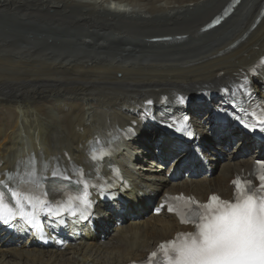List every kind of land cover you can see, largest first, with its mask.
<instances>
[{"label": "bare ground", "instance_id": "1", "mask_svg": "<svg viewBox=\"0 0 264 264\" xmlns=\"http://www.w3.org/2000/svg\"><path fill=\"white\" fill-rule=\"evenodd\" d=\"M22 1L24 7L21 9H18L19 0H0V6L17 8L6 9L7 12L22 11L27 16L42 17L47 16L49 10L55 11L54 16L72 9L67 13H74L76 16H73L83 24L96 25L95 30L104 25L98 16L106 12L113 19L109 27H119L104 29L107 34L117 30L124 38L134 31L139 32L145 51L139 55L143 48L130 50L139 55L136 61L144 62L131 64L115 57L107 59L108 56L103 59L105 52L95 53L87 47L80 50L69 38H65L67 44L86 53L85 58L61 60L55 58V54H65L64 51L46 53L18 46L13 39H0V179L14 177L29 165L44 175L58 171L69 176L75 164L92 168L87 156L94 142H103L108 133H116L118 128L123 129L137 121V137L122 143L117 156L125 176L131 181L132 190L128 196L133 203L129 206L128 216L120 215L123 208L116 204L104 212L105 216L97 223L100 234L105 237L104 243L100 235L87 234L75 243L71 242L64 251L46 250L37 245V238L29 233H1L2 241L16 240L20 246L1 254L0 264H14L7 263L8 254H12L15 264H87L96 258L100 264H128L141 259L158 243L182 230L174 218L164 214L156 217L148 211L153 205L157 206L163 192L183 191L206 199L211 193L229 191L228 183L233 174L248 167L254 159L257 151L254 145L242 148L239 137L228 135L226 131L219 132L222 126L218 125L214 115L217 106L224 105L220 99L188 107V111L193 112L192 121L197 132H202L203 136L198 146L180 144L186 152L178 142L173 144L170 138L161 136L157 125L148 122L164 111L158 104L163 95L169 96L168 106L174 109L184 108L187 98L193 99L196 92L210 87L249 86L264 97V73L255 79L248 72L264 56V0H221L217 4V0H75L77 5L74 7L73 0H41L43 8L37 0ZM54 2L66 6L56 10L50 7ZM191 4L192 9L189 8ZM47 7L49 10H45ZM75 7H84L86 12L78 13ZM65 16L72 18L71 14ZM217 18H222L218 26L205 29ZM78 22L63 20L67 26L79 25ZM127 22L129 24L124 27ZM142 30L144 36L140 33ZM107 34L99 37L88 29L78 37L93 46L104 47L106 51L107 46L118 42L112 40V34ZM186 35L193 36L183 37ZM225 37L226 40L213 45V49L200 57L145 61V55L164 59L180 56L184 49V52L195 50L193 39L220 42ZM46 39L51 41L53 37ZM177 40L172 47L163 45ZM128 48L120 45L117 53L106 52L127 58ZM219 73L223 76L219 77ZM149 98L155 99L156 104L148 109L144 103ZM38 99L44 100V106L38 104ZM39 111L47 112V115ZM170 144L173 149L168 151ZM232 147H239V150L228 154ZM215 149L222 152L217 154ZM201 154L203 159L199 158ZM219 156H224L226 161L216 180L214 176H208L207 168L203 166H218ZM169 166L170 170L165 174ZM185 169L197 173L198 180L183 179L180 170ZM69 251L71 256L66 257Z\"/></svg>", "mask_w": 264, "mask_h": 264}, {"label": "rangeland", "instance_id": "2", "mask_svg": "<svg viewBox=\"0 0 264 264\" xmlns=\"http://www.w3.org/2000/svg\"><path fill=\"white\" fill-rule=\"evenodd\" d=\"M220 1L221 0L215 1L216 2L215 4L219 3ZM37 2H38V4H40L41 0H37ZM73 2L74 3L72 4V7L77 5L75 3V0H73ZM61 3L62 2H58V3L54 2V3H52V5H50V7L52 6L56 10H61L63 6H66V5H64V3H62V4ZM15 5H18V3L15 4ZM22 7H24V2L22 0H19V8L18 9H21ZM40 7L43 8L41 6V4H40ZM189 8L190 9L193 8L192 4L189 5ZM200 8H202V7H200ZM6 9H17V8H14V6H0V39H2V38H7L9 40L13 39V42L17 43L18 46L21 45L22 47H26L27 46L26 48L40 49V50H43L46 53H49L50 51L58 52V51L61 50V51H64L65 54H63V53L62 54H59V53L55 54V58H59L61 60H81V59L85 58V54L86 53H82L79 50H77L76 48H74V47L70 46L69 44H67L68 40L65 39V38H69L71 41H75L76 42L77 47L80 48V50H83V49L86 50L88 48V50L96 51L95 53L105 52V55L102 56L103 59H106L104 56H108L107 59L109 57H111V58L115 57V58H117V60H122L123 62L131 63V64H139V63H143L144 62V61H136L135 60V59L138 58L139 55L143 54V52L145 51V49H144V47L141 44L140 39H139V35H138L139 32L137 33V32L134 31L132 35L126 36L124 38H122L120 36V33L117 32V30H112L111 31L112 33L110 32V33L107 34L106 32L103 31L104 29H106V28L107 29H114V28H119V27L118 26H113V25H111L109 27L110 22L113 19H112V16H110L106 12H104L103 14L98 16L100 19L103 20L104 25L101 26V27L98 26L100 29L97 27L98 30L97 29L95 30L96 25H90V24L88 25L86 23H84V24H86V25H84L83 22H81L79 20V18L75 17L76 15L74 13H71V12L67 13L69 11H72V9H68V10L64 9V11L67 10L66 13H59L58 12V13H55V15L53 16V12H55V11L49 10V7H47V8H45V10H49V11H48L47 16L44 15L45 17H42L40 15L27 16L22 11H20L18 13L13 12V11L7 12ZM1 11H3V12L1 13ZM75 11L78 12V13H85L86 12L84 7L83 8L75 7ZM19 13H21L24 16H22L21 14L19 15ZM65 14H69V15L71 14L72 18H67L65 16ZM73 15H75V16H73ZM157 16H160V15H157ZM49 19H50V21H49ZM55 19H56L57 22H55ZM64 19H73V20L79 21L78 23H80V24L79 25H73V26H67V25L63 24V20ZM171 20L169 21V24L172 23ZM127 21H131V20H127ZM173 22L175 23L176 20H173ZM155 23L157 24L158 22L155 21ZM159 23H162V22H159ZM126 24H129V23L128 22L125 23L124 27H127ZM68 25H71V24H68ZM90 27L91 28L93 27L92 31H91ZM83 28L86 29V30H84ZM88 29H89V32H93V35H98L99 37H104V36H106V34L109 35V36L113 35L112 37L114 39L111 37L112 40H117L118 42H117V44H112V45L106 47L107 48L106 51L109 52V53H117L118 48L120 47V45L123 48H128L129 45H131V47H129L127 49V51L125 52L129 56L127 58H125V56L122 57V58L120 56L119 57L118 56H112V55L108 54L104 50V47L103 48H99V47H97L98 45L97 46L95 45L96 46L95 47V46H93L94 44H91L90 42H84L78 36H80L81 34H83L86 31H88ZM142 31L140 33H142V35H143L145 33V31L144 30H142ZM76 32H77V34H76ZM94 32H95V34H94ZM79 33H80V35H79ZM103 33H104V35H103ZM48 36H52L53 40L47 41L46 37H48ZM192 36L193 35H186V36H183V37H187V38L190 37L191 38ZM226 39H227V37L223 38L220 42H219V40L217 42H215L214 40H208L207 41V39L206 40H203V39L195 40V39H193L192 46L193 47L195 46V50H192V51H189V52H184V50H185L184 49L183 51H180V53H181L180 56H168V57H165L164 59H160V57H154V56L151 57L149 55H145L146 59H147L145 61H148L149 59L150 60L152 59V61H156L157 60V61L167 62V60H172V57H174L175 59L177 58V59H181V60H184L185 58L189 59V58H192V57H200L205 51H209L210 49H213L215 45L221 43L223 40H226ZM87 40H89V39H87ZM178 41L179 40H177L176 42H173L171 44L167 43V44H163V45H164V47H172L174 44H177ZM200 41H201V43H200ZM88 43H90V44H88ZM181 43H183V41ZM135 47H137L138 49L143 48L141 53L139 55H137V56L135 55L136 53L134 51L130 50L131 48H135ZM89 52H91V51H89ZM69 55H73V57H71ZM90 58L99 59V58H94L92 56H90ZM102 58L100 57V59H102ZM43 102H44V100L38 99V104L41 103L40 104L41 106H44ZM39 110H41V108H39ZM40 113H42V115L43 114L47 115V112H45V113L40 112ZM226 133L228 135H230L228 132H226ZM233 136L236 137V135H233ZM238 140H239V142H241L242 148H244L245 146L246 147H250V145L246 144L244 140H242V139H238ZM238 148L239 147L230 148L229 151H228V154L236 153L239 150ZM168 151H169V149H168ZM184 152H186V151H184ZM215 152L217 154H219V153L222 152V150L215 149ZM260 154H261V151L257 150L255 152V154H254V158L259 157ZM179 155H181V153ZM225 161H226V159H225L224 156H219L218 159H217L218 166L216 164H214L212 166H208V165L204 164L203 168H207L208 176H210V177L214 176L215 179L217 180V178H218L217 176L220 175L219 171H221L222 166L224 165ZM169 170H170V167H167L165 169V174L168 173ZM162 171L164 172V170H162ZM190 171L188 169L180 170V175L182 176L183 179H186L187 181L188 180L189 181H193V182L197 181L198 180L197 179L198 174L195 173V172H191L190 173ZM101 242L104 243L105 240L103 239V240H101ZM1 243H3V244H1ZM4 244H5V246H3ZM19 246L20 245L18 244V241H16V240H13V242H7V241L5 242V241H2V239H0V255L1 254H6L7 251L13 250L12 247H17L18 248ZM7 247L10 248V249H8ZM65 256L66 257L67 256H71V252L70 251L66 252ZM66 257H64V258H66ZM97 259L98 258H96L95 261H90L89 260L90 262H88V263L89 264H100L101 262L98 261ZM6 260H7V263L8 262H10V263L13 262L15 264V261H14L15 259H14V257H12V254L6 255ZM23 260L24 259L22 258V261Z\"/></svg>", "mask_w": 264, "mask_h": 264}, {"label": "snow or ice", "instance_id": "3", "mask_svg": "<svg viewBox=\"0 0 264 264\" xmlns=\"http://www.w3.org/2000/svg\"><path fill=\"white\" fill-rule=\"evenodd\" d=\"M108 154L110 152L105 150L100 155ZM91 159H97L95 150L91 154ZM44 167L47 168V165ZM32 175L37 176L38 173L33 171ZM52 176L56 178V172H53ZM41 180L46 183L47 177H42ZM260 180L264 184V177H260ZM2 189L3 185L0 184V197L4 194ZM49 191L51 189L45 188V194ZM248 191L253 190L248 188ZM218 199L216 195L210 197L211 201ZM254 201V196L248 195L242 204L215 209L218 214L209 216L207 223H201L198 236L192 238L190 242L179 244L177 241L167 242L176 245V264H264V198L258 206ZM204 207L207 209L212 206ZM203 218L202 214L199 219ZM183 235L178 234V240ZM160 247L163 249L165 245ZM151 256H156V253H152Z\"/></svg>", "mask_w": 264, "mask_h": 264}]
</instances>
